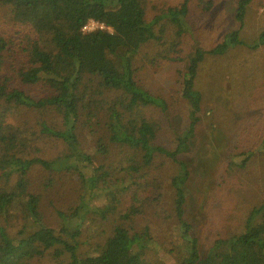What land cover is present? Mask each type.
I'll return each instance as SVG.
<instances>
[{
    "label": "trees",
    "instance_id": "16d2710c",
    "mask_svg": "<svg viewBox=\"0 0 264 264\" xmlns=\"http://www.w3.org/2000/svg\"><path fill=\"white\" fill-rule=\"evenodd\" d=\"M217 1L0 0V264H153L162 253L154 264L174 254L178 264H264V78L253 70L235 86L253 97L241 111L259 112L236 129L219 193L252 163L258 202L204 252L185 219L200 69L264 51V29L241 38L256 0H238L239 29L210 50L196 45L189 16ZM90 21L112 33H85ZM181 105L189 124L177 135Z\"/></svg>",
    "mask_w": 264,
    "mask_h": 264
},
{
    "label": "rangeland",
    "instance_id": "374dc122",
    "mask_svg": "<svg viewBox=\"0 0 264 264\" xmlns=\"http://www.w3.org/2000/svg\"><path fill=\"white\" fill-rule=\"evenodd\" d=\"M168 1L176 4L179 0ZM237 2L238 0H218L215 9L209 15L201 17L195 11L190 14L188 19L190 27L193 29L198 27L194 33L196 45L205 51L210 50L220 43L227 33L239 29L240 25L235 21ZM262 29H264V0H256V4L249 8L241 38L246 42L250 41ZM262 58H264L263 50L254 53L241 48L224 57L209 58L200 69L196 87L203 96L199 114L201 122L197 127L195 147L188 154L190 178L186 184L185 219L193 226V234L197 237L200 250L203 252L216 238V233L220 229L234 234L236 228L243 223L248 206L255 205L258 202L256 196L260 197L258 191L249 188L258 187L256 172L261 171L259 166H253L252 163L240 176L241 182L232 179L233 190L231 189V192L224 196H227L226 198H222L223 201L219 193V183L223 176L221 173L230 157V149L238 125L259 112L241 111V100H251L253 97L250 93L248 96L245 93L241 94L242 96L239 94L235 86L237 76L250 69L255 72L257 78H264V72L255 67L264 63ZM174 113L175 132L180 135L189 124L190 110L185 105H181ZM57 154L46 152L44 149V158H51ZM174 173H176L174 168L169 169L165 176H173ZM14 180L16 184L17 181L15 178ZM65 200L68 201L67 204L73 205L72 194L65 195ZM160 229L166 230L164 223ZM162 256L163 253L153 260V264ZM164 258L166 264H178L180 261L176 254Z\"/></svg>",
    "mask_w": 264,
    "mask_h": 264
},
{
    "label": "built area",
    "instance_id": "2783aa9c",
    "mask_svg": "<svg viewBox=\"0 0 264 264\" xmlns=\"http://www.w3.org/2000/svg\"><path fill=\"white\" fill-rule=\"evenodd\" d=\"M85 33H92L95 31H101V32H107V33H112L111 29H109L107 26L104 24H100L95 21H90L83 29Z\"/></svg>",
    "mask_w": 264,
    "mask_h": 264
}]
</instances>
